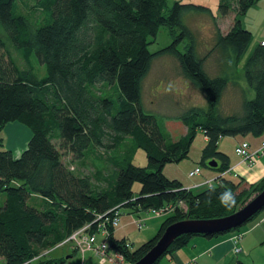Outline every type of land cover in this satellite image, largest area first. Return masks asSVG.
<instances>
[{
	"label": "trees",
	"instance_id": "trees-1",
	"mask_svg": "<svg viewBox=\"0 0 264 264\" xmlns=\"http://www.w3.org/2000/svg\"><path fill=\"white\" fill-rule=\"evenodd\" d=\"M258 1L218 0L220 15L234 17L223 34L213 17L210 53L219 54L231 71L252 41L241 17ZM18 2L0 0V131L18 122L31 136L18 158L10 150L0 152L3 264H32L85 225L91 224L90 231L95 232L96 216L112 209L136 213L171 205L172 212L156 234L135 249L125 247L128 242L116 239L110 229V244L133 264L167 226L185 219L229 216L264 190V177L246 187L224 174L215 184L191 190L163 173L166 164L188 158L198 130L206 138L199 164L219 174L230 168L229 157L218 150L221 138L263 135L264 44L254 46L243 65L253 97L243 100L239 113L224 114L220 100L230 74L208 75L196 38L183 24L184 13H211L208 8L177 1L167 9L166 0H25L20 9ZM161 27L169 29L172 42L152 53L149 46ZM163 56L174 58L182 75L206 98L204 108L190 107L180 115L186 133L176 141L141 101L143 80L154 59ZM138 148L146 154L145 167L130 161ZM100 149L112 167L110 175L102 177L106 186L101 189L89 174L75 172L62 160L69 155L77 162L88 152L100 159ZM210 161L217 167L209 168ZM135 183L138 192L133 191ZM222 234L226 233L181 235L164 256L194 236L210 239Z\"/></svg>",
	"mask_w": 264,
	"mask_h": 264
},
{
	"label": "rangeland",
	"instance_id": "rangeland-1",
	"mask_svg": "<svg viewBox=\"0 0 264 264\" xmlns=\"http://www.w3.org/2000/svg\"><path fill=\"white\" fill-rule=\"evenodd\" d=\"M177 1H180L182 4L204 6L210 10L211 13H184L185 15L183 17V24L186 25L192 31L196 38V47H203L202 50L207 51L211 39L214 38L215 41L216 27L214 25V20L216 21V24L221 31H226L227 27L228 29L231 27L232 23L229 25V16L222 17L219 13L218 0H166L167 9H170L173 3ZM23 2H25V0H19L17 4L20 9H22ZM29 4L32 5L30 2ZM213 17H215L214 20ZM241 25L244 29L250 31L252 34L251 44L245 56L240 61L238 70H236L237 74H242L243 76V65L246 58L251 53L254 46L259 44L261 40H264V0L258 1L254 6L248 9L246 14L241 17ZM172 39L173 38L168 28H159L155 36V42L149 46V51L153 53L157 52L158 50L164 47H167L171 44ZM179 50L184 51V45H180ZM177 66V61L172 57H158L154 59L151 64L150 73L152 75L155 70L158 69L157 72L162 78H170L172 75H177ZM36 67H39V70L41 72L43 71L42 67L39 66L37 63ZM158 88L148 89L146 84H143L141 101L144 110L157 116L161 120L163 128L165 130L167 128L171 136L178 137V135L180 134V130L174 127V125L177 124V121H181L179 119L176 121L175 117L176 115H178L179 112H181L182 114V111H185L188 108L183 110L184 104L174 100L172 93H169L162 88H160L161 90L159 91ZM154 95L156 99L153 100ZM241 106L239 111L235 113H239L241 111ZM166 123H168V127ZM30 136V130L21 123L11 122L6 124L4 128L0 131V152L3 150H10L12 156L14 158H18L20 154L25 150ZM244 138L249 140L253 137L246 135H238L235 137H223V139L220 140L219 148L227 151L228 153H232L233 157V152L236 143L240 142ZM262 138L259 137L257 138V140L260 141V139ZM261 142L262 141H260V143ZM203 147V133L198 130L190 147L188 158L180 161L181 163L179 162L166 164L164 167V172L168 175H171V177H173L172 175H179L181 178H186V173L188 169H193L195 166L200 167V170H202V172L208 171V168L202 167L199 164L201 150ZM97 152L100 159L94 153L88 152L82 160L77 162L71 161V157L69 155H63L62 160L68 165V167L72 168L75 172L79 171L80 173L89 174L93 178V185L96 188L101 189L105 188L106 186L102 177H108L111 173L112 167L108 162L109 157H107L106 151L100 149ZM130 161L135 166L145 167L147 165V158L145 152L140 148L136 149ZM195 176L194 178H192V180L198 178V175ZM213 184H215V182ZM245 185L248 184L242 183V186ZM139 187V184L135 183L133 185V191L138 192ZM3 197V193H0V202ZM120 214L122 218L121 220H126L127 217H129L130 221L144 219V227H142V229L140 230H138L134 225H130L125 228V233L128 241L131 243L132 249L139 247L142 243L151 239L158 231L159 226L165 217H156L151 213L146 212L131 213V211L127 208H121ZM73 248L74 247L71 243H68L66 245H58L55 248L49 250L47 254L41 256L39 259L33 260L32 264H39L40 262L47 263V261L50 260H53L54 262L49 264H99L98 258L93 251H86L82 255L78 250H74ZM3 263V260L0 259V264Z\"/></svg>",
	"mask_w": 264,
	"mask_h": 264
},
{
	"label": "crops",
	"instance_id": "crops-1",
	"mask_svg": "<svg viewBox=\"0 0 264 264\" xmlns=\"http://www.w3.org/2000/svg\"><path fill=\"white\" fill-rule=\"evenodd\" d=\"M227 16H229L230 25L233 22L232 20L234 15L229 14ZM227 31L228 27L226 28V31H221V33L223 34ZM262 41L263 40L260 42ZM213 45L214 38L211 39L207 51L202 50L203 47H197L198 56L202 59H205L203 65L208 75L214 77L225 74L227 71L230 74L229 82L221 96L220 108L224 114H232L239 111L240 106L246 97H253V91L246 84L242 74L239 75L236 73L240 63L235 71H231L230 68L225 67L224 63L222 62L223 58L219 56V54L210 53ZM157 70L158 69H156L151 75L149 69L146 77L143 80L142 84H146L148 89H156L159 87V91L161 90L160 88H162L165 91L172 93L174 100L184 104L183 110L190 107L204 108L206 106L205 95L189 79L182 75L178 66L176 68L177 75H172L170 78H162ZM153 97V100L156 99L155 95ZM180 115L181 112L176 115V121L179 119ZM176 123L177 124H175L174 127L180 130L178 137L171 136L170 132L165 127L166 133L168 134L171 141H176L180 136H183L186 133V127L182 124V122L177 121ZM166 125L168 127V123H166ZM263 135L260 136V138H262ZM257 138L259 137H253L249 140L244 138L240 142H247L250 146V149L254 150L259 146L260 141L264 140V137L260 139V141H258ZM222 139L223 138L220 140ZM220 140L218 142V150L222 151L229 157L231 171L226 175L231 176L233 181L252 185L264 177V156L259 158L253 167L247 168L245 164L240 163V159L236 156L235 152H233L232 157V153H228L227 151L219 148ZM240 142L236 143L235 147ZM205 143L206 138L204 137V145ZM195 168L200 169L198 166H195L193 169H188L186 178H181L179 175H172L173 177H171V175H168L164 172L165 168L163 169V173L169 179L174 178L179 181L184 188L191 190H199L206 187L205 184L203 185L204 182L210 181V185H212L214 182L216 183V179L221 176V174L211 169H209L210 171L208 170L205 172L200 170L197 176L198 178L192 180L194 176L188 177V175ZM127 218L126 220H121L122 218L120 216L119 227L114 230L113 236L116 239H125V241L130 244V249H132L131 243L127 239L125 228L130 225H134L133 221L136 220L130 221L129 217ZM237 234L240 236L237 242V246H239L241 249L239 253L234 252V246L236 245V243L234 245V236ZM47 253L48 251L45 252L43 256ZM237 260L242 261L244 264H264V211L258 214L253 221L243 226L237 232L218 235L210 239L201 236H194L190 239L187 245L176 251H173L171 254L162 257L156 264H235Z\"/></svg>",
	"mask_w": 264,
	"mask_h": 264
},
{
	"label": "built area",
	"instance_id": "built-area-1",
	"mask_svg": "<svg viewBox=\"0 0 264 264\" xmlns=\"http://www.w3.org/2000/svg\"><path fill=\"white\" fill-rule=\"evenodd\" d=\"M261 45L264 42H260ZM234 152L237 157L240 159V163L245 164L247 168H251L256 164V161L264 156V140L259 144V146L251 150L247 142L243 141L237 144L234 148ZM231 169L229 168L224 174L230 173ZM200 172L199 168H195L192 172L189 173L188 177H193L198 175ZM210 186L209 182H204L203 185ZM173 207L171 205H166L160 209H150L146 213H151L156 217L165 216L172 212ZM120 209L116 208L111 210L106 214L96 216L94 222H96V231L91 232V224L85 225L79 230L75 231L70 235L65 241L59 245H64L71 243L72 246L78 250L82 255L86 251H93L98 258L99 264H125V258L120 253L119 250L112 247L109 242V236L111 230H115L119 227L120 223ZM134 225L141 229L144 226V219H138L133 221ZM94 224V223H92ZM111 229V230H110ZM239 234L234 236V252L239 253L240 247L237 246L239 240ZM125 247L130 248V244L126 243Z\"/></svg>",
	"mask_w": 264,
	"mask_h": 264
},
{
	"label": "water",
	"instance_id": "water-1",
	"mask_svg": "<svg viewBox=\"0 0 264 264\" xmlns=\"http://www.w3.org/2000/svg\"><path fill=\"white\" fill-rule=\"evenodd\" d=\"M209 168L217 167L215 161L207 163ZM264 209V190L253 196L235 213L217 219L195 220L185 219L167 226L154 246L133 264H156L167 252L171 244L184 234H221L228 233L243 226L258 212Z\"/></svg>",
	"mask_w": 264,
	"mask_h": 264
}]
</instances>
